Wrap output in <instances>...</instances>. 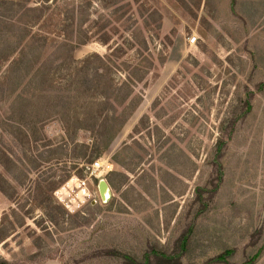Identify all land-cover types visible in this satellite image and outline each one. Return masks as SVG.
Masks as SVG:
<instances>
[{"label": "rangeland", "instance_id": "374dc122", "mask_svg": "<svg viewBox=\"0 0 264 264\" xmlns=\"http://www.w3.org/2000/svg\"><path fill=\"white\" fill-rule=\"evenodd\" d=\"M21 14L27 43L0 57V264H264V0H0L1 50ZM27 44L50 84L18 101ZM111 84L133 92L103 107L124 126L80 130ZM96 144L110 171L91 177Z\"/></svg>", "mask_w": 264, "mask_h": 264}, {"label": "trees", "instance_id": "16d2710c", "mask_svg": "<svg viewBox=\"0 0 264 264\" xmlns=\"http://www.w3.org/2000/svg\"><path fill=\"white\" fill-rule=\"evenodd\" d=\"M6 2L11 3L9 4L10 6L11 5L14 6L13 1H6ZM16 14L18 15V13H15V16ZM15 16L11 19L4 20L5 22L3 21L2 23V24H5L6 36L3 39V42L5 45L2 48V50L0 49L1 51L0 57L2 58L1 61H6L10 59V57H12L17 51H19L21 47L27 43V40H28V37L26 35L27 30L24 29V24L21 23L23 19L22 17L25 15L21 14L20 18L18 17L17 19L15 18ZM25 47L26 49L20 52L21 53L20 58L17 61H14L12 63V66L9 70V72L11 73L14 72L17 74L19 70L21 71V73H23L20 78H17V80H14L13 82L14 87L16 85V87L19 90L21 89L17 95L18 101L24 98V95H26L24 92L25 90H27V88L25 87L29 86V84H34L35 89H33V92L39 90L40 93H44L43 91H48L49 90L48 86L50 84V79L48 78L49 74H46V73H49L48 71L47 72L42 71L37 76H31V71L33 67L36 65V63L37 64L39 63L41 55H42L41 52L38 53L37 51L39 47L35 49L30 44L29 45L27 44ZM106 89L111 90V94L108 95L107 98L99 97L98 101L95 98L93 99V101L88 103V108L93 109L92 114H95L96 116L92 115V118L89 117V118H86V120H82V121L77 119L78 120L77 123H79L81 126L79 128L80 130L99 131V130H104L106 128V130L108 131V127H111L110 125L113 123L114 125L112 127H115V124L119 123L118 130H120L126 123L127 119L122 118L124 114L121 116L120 115L115 116L117 115V108L114 109V113L110 114L109 116H105V117H103L104 116L103 110L105 108L107 110L112 109V104H110L109 102L110 100L112 102L114 101L116 103L114 105H116L117 107H122L124 103L127 101V99L132 97L133 95L132 90L129 87L124 86V85H121L118 88L114 84H111V86L107 87ZM122 92H124L125 94L122 95L121 94ZM114 96L115 97L120 96L122 100L117 101L115 100V98H112ZM23 101L28 102V100H25V99ZM124 111H126V109ZM69 121H70L69 119L65 120V123L67 124ZM85 123H88V124H85ZM84 148H85L84 159H85V163L88 165H92L96 160L100 159L104 152V148L101 149L100 147L97 146V144L96 146L94 145V149H89V146H86V145L84 146ZM69 178L70 176H66L65 178L62 179V181L60 180L59 183H55V186H53V190H56L57 188H59V186L64 184Z\"/></svg>", "mask_w": 264, "mask_h": 264}, {"label": "built area", "instance_id": "2783aa9c", "mask_svg": "<svg viewBox=\"0 0 264 264\" xmlns=\"http://www.w3.org/2000/svg\"><path fill=\"white\" fill-rule=\"evenodd\" d=\"M190 43L191 44H195L196 43V39L195 38H192L190 40ZM101 170H107V171H110V167L109 165L107 164H103V163H100V162H95L94 164L90 165L89 168H88V172H90V176L91 177H97V174L98 172H100ZM78 186L77 188L80 189V193H79V196L78 199H83V198H90L91 195L90 193L87 192V187H86V182H80L78 180Z\"/></svg>", "mask_w": 264, "mask_h": 264}, {"label": "water", "instance_id": "95a60500", "mask_svg": "<svg viewBox=\"0 0 264 264\" xmlns=\"http://www.w3.org/2000/svg\"><path fill=\"white\" fill-rule=\"evenodd\" d=\"M98 191H99L101 202L103 204H108L112 198V190L106 180L102 179L99 181Z\"/></svg>", "mask_w": 264, "mask_h": 264}]
</instances>
